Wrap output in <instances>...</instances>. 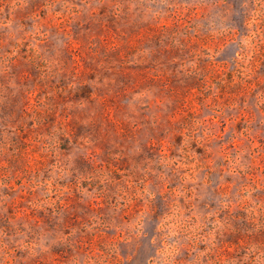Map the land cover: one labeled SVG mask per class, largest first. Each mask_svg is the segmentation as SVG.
<instances>
[{"label":"rangeland","instance_id":"1","mask_svg":"<svg viewBox=\"0 0 264 264\" xmlns=\"http://www.w3.org/2000/svg\"><path fill=\"white\" fill-rule=\"evenodd\" d=\"M0 264H264V0H0Z\"/></svg>","mask_w":264,"mask_h":264}]
</instances>
